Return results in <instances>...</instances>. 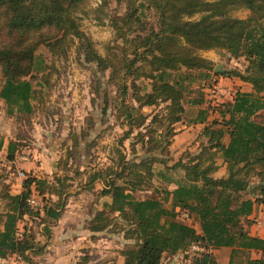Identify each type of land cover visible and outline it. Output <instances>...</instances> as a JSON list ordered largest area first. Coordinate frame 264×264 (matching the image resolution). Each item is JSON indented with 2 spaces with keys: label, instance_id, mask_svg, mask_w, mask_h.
<instances>
[{
  "label": "trees",
  "instance_id": "16d2710c",
  "mask_svg": "<svg viewBox=\"0 0 264 264\" xmlns=\"http://www.w3.org/2000/svg\"><path fill=\"white\" fill-rule=\"evenodd\" d=\"M88 1L0 0V99L8 115L30 119L35 112L34 80L46 72L47 79L53 67L38 55L39 49L46 47L55 57L67 58L76 45L93 72L108 74V84L116 89L113 109L129 127L125 138L146 127L149 116L144 108L164 105L163 113L151 122L164 127L162 136L156 140L155 129L149 130L146 142L142 132L137 135L147 145L144 158L128 160L118 150L117 169L96 170L82 184L83 191H97L94 204L101 205L92 211V202L86 227L110 234L120 228L124 240L132 242L120 249L123 264H162L165 255L180 253L191 264H218L214 252L221 249L230 250L229 264H264V236L252 235L243 226L258 208L264 213V0H113L124 6V12L115 15L104 11L109 0H102L95 10L101 14L97 20L107 17L114 33L106 56L98 53L82 30L79 13ZM240 10L249 12L247 18L233 16ZM214 50L245 59V71L233 76L250 85L251 92L239 91L223 103L212 96L208 105L203 94L199 99L187 98L189 88L184 83L195 80L196 73L197 78H209L214 70L213 62L199 53ZM100 82L96 80L97 85ZM212 88L216 94V86ZM130 99L138 106L131 105ZM186 106L193 109L191 114L196 116L191 123L203 127L206 140L186 161L167 164L168 170L182 171L180 179L173 180L174 189H163V198H136L134 193L155 176L154 165L165 164L160 154L168 146L166 134L183 121ZM215 114L220 117L213 119ZM87 120L93 129L94 117ZM81 132L80 138H87L90 130ZM68 139L73 142L69 154L74 158L79 137L69 133ZM18 147L16 142L5 147L0 139V152L6 149L8 162L15 161ZM219 158L227 170L221 178L213 175ZM255 177L258 184H252ZM67 181L58 178L56 185L29 176L19 194L7 196L8 209L0 212V258L16 256L36 264L45 254L47 244L38 242L36 234L51 237L50 227L71 196L66 190L73 181ZM33 197L39 199V206H31ZM181 213L188 215L186 222L179 219ZM31 219L39 220L34 229L27 223ZM21 221L25 222L22 231ZM41 224V232H36ZM194 245L204 251L191 252Z\"/></svg>",
  "mask_w": 264,
  "mask_h": 264
},
{
  "label": "rangeland",
  "instance_id": "374dc122",
  "mask_svg": "<svg viewBox=\"0 0 264 264\" xmlns=\"http://www.w3.org/2000/svg\"><path fill=\"white\" fill-rule=\"evenodd\" d=\"M102 0H89L84 11L79 13L83 32L93 41L94 46L99 54L106 56L109 47L113 45L114 33L110 25H108L107 17L104 21L97 20L101 14L95 11ZM108 7L105 12L115 15L124 12V6H119L113 0L108 1ZM249 15L246 10H240L233 13L235 18L245 19ZM198 18V17H196ZM38 55L42 56L50 67L48 80L45 74H40L39 79L34 80L36 95L34 99L35 112L30 119L24 117H12L7 113V106L0 99V139L4 140L5 147L10 142L18 144L15 161L8 162L6 159V149L0 152V212L7 210V196L11 194H19L22 191L23 182L27 177L37 176L48 180L50 183L58 184L57 179H67L70 184L66 190V194L75 197L82 193H87V208L83 210L88 212L92 205V211L95 210L94 201H98L97 191H83L82 184L90 181V175L96 170L105 169L109 166H115L117 169V161L120 153L128 160H140L144 158L148 140L149 130H156L154 138L158 140L164 132V127L158 123L151 124L155 116H160L162 105L158 108L146 107L143 113L149 116L146 127L141 130H135L129 138H125L129 127L118 120L116 112L113 109L112 101L116 98V89L108 84V74L101 76L95 74L91 67L84 61V56L79 54L76 45H73L67 58H59L52 55L46 48L39 49ZM200 56L213 62L214 70L210 73L209 78H197L199 73L195 74V80H187L184 86L189 88L188 99H199L202 95L207 105L212 96H219L220 103L225 102L227 96H235L237 92H251V86L244 83L239 78L233 76L234 72H244L246 62L244 58L232 59L224 51H207L199 53ZM218 68V71L216 69ZM223 72L225 76H219L218 73ZM44 76V78H43ZM43 78V79H42ZM197 78V79H196ZM96 80L101 82L97 85ZM141 84V81H139ZM212 84L216 86V94L212 88ZM3 85V76L0 71V91ZM205 86V87H204ZM213 93V94H212ZM220 94H225V98ZM106 96V97H105ZM187 99V100H188ZM106 101H110L106 105ZM129 103L138 106L132 99ZM214 103V102H213ZM188 113L184 115L183 121L173 126V131L166 134V142L168 146L160 154V159L165 162L156 163L153 167L155 176L150 182L143 185L134 193L139 199L144 198H163V189H174L173 182L180 179L181 170H168L167 164L173 166L179 160H187L188 154H195L201 141L206 139L202 137V126L195 125V128L188 127L192 125L191 121L196 115L191 114L193 109L189 106ZM217 108V107H216ZM103 110L106 113L103 115ZM196 110V109H194ZM94 117V128L87 118ZM213 119L220 117V114L212 116ZM211 117V118H212ZM82 129L90 130L87 138H80ZM142 132L145 142L141 141L138 133ZM69 133L79 137L78 154L70 156L73 142L68 139ZM160 150H157L159 152ZM70 153V154H69ZM188 155V156H187ZM218 170L213 174L217 178L227 175L226 166L219 158L217 160ZM42 168L38 171L37 168ZM82 174H77V172ZM174 180V181H173ZM252 184H258L259 179L253 178ZM86 182V183H85ZM97 188V187H96ZM94 189V188H93ZM246 198L250 197L245 194ZM86 207V206H85ZM258 208V207H257ZM186 214H179V219L186 222ZM250 220H245L243 226L246 231L252 235L264 236V213L258 208ZM88 218L86 221L90 220ZM39 220L28 221L31 229L37 226ZM189 223V222H187ZM122 225L127 226L122 222ZM200 231L197 223H191ZM25 222H20V230L24 227ZM119 233H116L118 232ZM114 233V234H113ZM111 235L115 237L120 249L128 248L129 244L124 240V232L115 229ZM229 249L216 250L214 252L218 264H229ZM87 255V253H84ZM257 257V254H254ZM95 252L92 257L89 255L83 257L85 260L91 258L90 264H98ZM18 262H22L20 257ZM241 259L239 258L238 261ZM84 261V260H83ZM162 264H191L190 259L180 253L177 255H165Z\"/></svg>",
  "mask_w": 264,
  "mask_h": 264
},
{
  "label": "crops",
  "instance_id": "0c3cea01",
  "mask_svg": "<svg viewBox=\"0 0 264 264\" xmlns=\"http://www.w3.org/2000/svg\"><path fill=\"white\" fill-rule=\"evenodd\" d=\"M194 126L188 125L192 128H195ZM37 169L41 171L42 168ZM86 194L82 193L75 197L71 192L60 219L53 222L50 227L51 237L49 239L36 234L38 242L47 244L45 254L36 260V264H90L93 260L91 258L85 260L83 257L87 255L92 257L94 252L98 256L95 263L123 264L115 237L107 232L93 233L86 227V220L91 216L90 211L83 210L89 205ZM103 202H108V199H104ZM96 208L100 210L101 205L95 206ZM43 226L44 224H41L36 232H41ZM17 264L27 263L20 261Z\"/></svg>",
  "mask_w": 264,
  "mask_h": 264
},
{
  "label": "built area",
  "instance_id": "2783aa9c",
  "mask_svg": "<svg viewBox=\"0 0 264 264\" xmlns=\"http://www.w3.org/2000/svg\"><path fill=\"white\" fill-rule=\"evenodd\" d=\"M221 97L225 98L226 96H224L225 94H220ZM231 96H227L226 99H229L231 98ZM30 204L31 206L33 207H37L39 206V199H37L36 197H33L31 200H30ZM186 216L188 217V215L186 214ZM204 249L198 245H194L192 246L191 248V252L193 253H201L203 252ZM19 258H17L16 256L15 257H12V258H0V264H15L16 261H18Z\"/></svg>",
  "mask_w": 264,
  "mask_h": 264
},
{
  "label": "water",
  "instance_id": "95a60500",
  "mask_svg": "<svg viewBox=\"0 0 264 264\" xmlns=\"http://www.w3.org/2000/svg\"><path fill=\"white\" fill-rule=\"evenodd\" d=\"M218 71V68L216 69V71L215 72H217Z\"/></svg>",
  "mask_w": 264,
  "mask_h": 264
}]
</instances>
